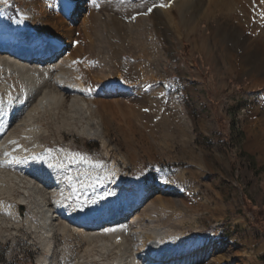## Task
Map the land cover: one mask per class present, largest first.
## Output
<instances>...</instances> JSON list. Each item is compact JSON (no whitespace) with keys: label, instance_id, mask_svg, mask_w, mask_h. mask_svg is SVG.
Masks as SVG:
<instances>
[{"label":"rangeland","instance_id":"obj_1","mask_svg":"<svg viewBox=\"0 0 264 264\" xmlns=\"http://www.w3.org/2000/svg\"><path fill=\"white\" fill-rule=\"evenodd\" d=\"M36 1L40 12H52L49 0ZM168 1L158 2L162 5ZM101 2L103 0H82L79 3L81 7L85 3L92 6L88 23L81 22L82 10L77 14L76 27L80 29L86 24L78 32L81 47L88 43L91 45L90 49L85 48L82 60L78 61L82 80L89 92L96 89L102 92L98 99L121 103L124 98L123 93H116L118 87L125 89L134 85L141 88L140 92H149V102L132 105L130 110L118 107L114 114L102 112L108 127V131H104L105 146L99 139L80 134V117L78 119L75 114L46 113L40 117L34 115L38 117L32 121L45 130L44 134L26 139L22 132H18L16 142L8 146L7 152L22 159L54 154L65 175L68 174V203L80 213L87 208L97 210L107 200L105 197L109 199L112 196L113 193L107 191L94 192L95 188L111 182V177L115 182L117 179L137 178L145 185L155 182L172 184L174 191L171 195L157 192L147 198L158 207L156 215L162 226L168 219L181 228L183 222L184 239L195 235L212 238L218 243L213 247H218L213 264H264V156L261 155L264 151V72L256 82L241 75L233 64H228V55L235 50H228L233 44L225 42V36L228 35V22L234 23L233 20H228V12L225 16L222 9L210 3L201 11L195 10L194 1L192 5L195 7H192L195 9L191 10L187 5V8L182 6V0L169 9L162 7L160 12H164L166 26H150V36L160 44L161 52L152 61L147 56L144 69L153 71L156 76L151 79L149 76L153 74H149L147 78L129 81L124 68L127 63L140 61L141 50L127 40L120 48L116 27L103 16ZM5 4V8L14 14L12 18L23 25L20 15L23 11H31L29 0H7ZM95 18L99 23H93ZM141 18L145 20L142 14L131 19L133 26L138 22V32H143L145 26ZM219 23L224 28H219ZM192 28L194 32L189 30ZM32 29H40L37 22L33 23ZM54 43L47 42L48 45ZM113 43L116 49L112 47ZM66 46L64 44L63 47ZM54 51L56 54L52 60L58 58V52ZM237 51L240 53L238 47ZM44 52L48 53L47 50ZM95 72L105 79H95ZM2 80L12 87L9 98L2 93ZM106 88L112 89V93L108 94ZM22 92L23 84L19 80L0 76V110L6 104L17 103ZM138 98L140 96L136 95V101ZM178 120L188 129V137L178 133ZM58 151L64 154L56 156ZM13 161L11 158L10 163ZM86 162L97 168L87 181L86 175L91 170L85 172L82 168ZM4 183L5 192H9L11 184ZM13 194L15 198L12 200L0 197L3 203L0 212L5 214L1 213V218L6 223L2 229L7 235L0 239V264H38L39 258L46 254L39 241L40 234L27 230L23 225L26 214L33 216L34 211L25 206L14 210L15 199L20 192L13 189ZM161 198L164 202L176 198L180 207L173 208L167 204L161 211L158 205ZM142 209L139 207L135 212L141 213ZM132 211L134 209L124 211L126 218L123 221H130ZM16 219H20L18 229L14 227ZM135 224L133 221L130 227L121 229L123 236L130 234L136 240L135 249L131 250L134 257L143 258L158 241L163 245H174V239L180 238L166 233L160 236L152 234L142 227L136 228ZM137 230H141L143 235ZM144 231L145 234L150 233L149 236ZM114 242L111 243L114 253L104 252L88 247L72 231L65 237L56 233L53 253L58 264H114L124 253L123 245L131 244L126 238H121L116 244ZM180 261L183 264L185 258Z\"/></svg>","mask_w":264,"mask_h":264},{"label":"bare ground","instance_id":"obj_2","mask_svg":"<svg viewBox=\"0 0 264 264\" xmlns=\"http://www.w3.org/2000/svg\"><path fill=\"white\" fill-rule=\"evenodd\" d=\"M81 1L82 0H49L50 10L52 12H40L38 10L37 1L29 0V4L32 5L31 11H29V13L23 11V15H20L23 25H20L17 20L15 21L16 18L10 20L12 18L6 17V2L0 0V47L2 49L7 47V49L12 50L33 52L44 46H48L47 49L42 50V53H38V55L42 57L45 50H47V52L50 50H56L58 52L57 59L48 60L40 66H30L25 62L12 59L7 54H4L5 52L0 53V76L15 78L23 84V92L18 102L11 105L6 104L0 110V197L4 196L12 200L15 198L13 197V189H16L20 192V195L15 199L16 205L14 210L18 206H25L34 211L33 216L26 214L23 225L27 230H31L35 234H40L39 241L46 254L39 258L38 264H58L53 253L54 236L56 233H59L65 237L70 235L71 231L78 234L88 247L92 246V248L94 247L104 252H113L111 243L115 241L114 243L116 244L121 238H126V241H129L131 244L129 245L123 242L125 243L123 245L124 253L119 256L114 264H182L180 259L183 258H185L183 264H213L215 252L218 250V247H213L214 245H218V243H215L212 238L206 237L205 235L187 236V239H184L183 222L181 228L168 219L166 223H164L166 225L162 226V224L159 223L160 218L158 219L156 215L158 207L147 200L151 194L157 192L162 195H171L174 191V187L171 186L172 184L155 182L145 185L143 181L137 178L129 180L117 179L118 181L115 182L114 177H111V182H106L101 188L97 187L95 191L94 189L93 191L95 193H106L107 191L111 194L113 193L112 196H110L109 199L105 197L107 200H104L103 204L99 205L98 203L97 206L99 205L100 208L97 207V210H95L96 208H94L95 211H93V209L91 210V208H87L83 211L84 213H80L74 208V205L68 203L67 195L69 193L67 192V180L69 178L66 176L68 174L65 175L63 168L56 162L54 154H44V156L41 157H28L22 159L21 156L11 155L7 152L8 146L16 142L15 137L18 132H22L23 135L27 137L26 139L32 135L38 136L39 134H44L45 130L33 124L32 121L34 117L37 118L46 113H60L61 115L75 114L78 119L80 117V134L99 139L105 146L107 140L104 131L107 132L108 127L102 116V112H105V114H114L116 113L115 109L118 107H123V110H130L133 109L132 105L145 104L148 101L149 92H145L146 90L142 92L141 90V93V88L134 86L132 82L131 84L133 86L128 85L125 89H122V86L118 87V92L116 93H123L124 98V101L121 103H119V101L114 103L111 99H98V96L102 94L98 89L89 92L82 80L78 61L80 58L82 60V53L85 48L87 47L90 49L91 45L88 43L86 47H81L82 42L79 39L80 33L78 32L80 29H83L82 27L86 24L81 25L80 29H78V27H76V22L77 14L82 10L81 22L83 24L85 22L88 23L90 14H92V6L91 4L85 3L84 6L81 7L79 6ZM158 1L159 0H103V2L100 3L103 16L116 27V35H118L117 37L120 38L121 42L120 48L122 42L127 40L129 43H133L134 47L141 50L138 57L140 61L136 63H127L126 68H124L126 78L129 79V81H138L142 78H147L149 74H153L149 76L151 79L156 76L153 71L150 72L144 69L147 63L146 57L148 56L150 61H152L158 58L161 52L160 44L156 43L153 40L154 37L152 38L150 36L151 25L166 26V22L163 19L164 15L162 14L164 12H160L162 7H159L160 3ZM179 1L169 0L166 2L168 5L166 8L169 9L173 7ZM182 1H184L182 6H189L190 10L196 8V11H201L207 3H210L213 7L222 9L224 15L228 12V20L232 19L234 23L228 22V35L225 36V42L233 44L232 47H228V50H235L233 54L228 55V64L230 66L233 64L235 66L234 69L236 70L237 68L241 75H246L248 78L258 82L259 75H262V72H264V0H193L194 3L196 2V7L192 5V0ZM153 4H156L157 7L154 8L151 14L143 15L145 20H143V18L141 19L145 21L143 22L145 24L144 30L143 32H138V22L133 26L134 23L131 21L132 17H136L137 13L146 11L147 8L151 7ZM206 6L209 7L208 4ZM252 8L255 9L252 10ZM92 18H94L93 15ZM31 19H33V21ZM92 21L93 23H99V20L96 18ZM126 21L128 24H126ZM34 22H37L39 25V30L32 29ZM190 24L191 23H189V25ZM219 26V28H224L222 24ZM189 30L192 32L195 31L194 28ZM97 32L98 28L95 29L94 33L96 34ZM218 36L221 35L219 34ZM91 40L92 39H90V41ZM48 41L55 43L48 45ZM94 42L93 44H95ZM64 44L67 45L65 48L63 47ZM71 45H73L72 48H70ZM11 47H14V49ZM112 47L115 48L116 44L113 43ZM236 47L239 48L240 53L238 51L236 53ZM146 51L148 53H146ZM119 67L122 68V65L119 64ZM94 77L98 80L101 79V81L103 78L105 79V77L99 75L97 72H95ZM2 82V93L9 98L11 96L12 87L7 84L5 80H2ZM260 82L262 83L263 81ZM106 89L108 94L112 93V89ZM136 95L140 96L137 101L135 99ZM34 115L38 116L36 117ZM129 126L128 130L131 129L132 124ZM176 127L181 136L188 137V129L181 120L177 121ZM5 153H8V155L6 156ZM55 154L56 156H62L64 153L58 151ZM261 155L264 156L263 150ZM11 158L14 160L12 164L10 163ZM88 163L89 162H86L82 166L85 172H87L88 169L91 170L89 172L90 174L86 175V181L87 178L97 170V168H93L91 165L89 166ZM5 181L9 183V185L11 184V190L9 192H5L3 187ZM86 184L88 183L86 182ZM81 191L79 192L81 193ZM77 193L78 190L76 194ZM95 196H97V194ZM71 197L74 198L72 195ZM175 199L165 200V202L163 198L158 199L160 210H165L167 204L173 208H177V206L180 207L179 202ZM84 201L86 200L84 199ZM78 203L80 204V199ZM0 206H3L1 201ZM139 207L143 208L141 213L135 212ZM133 209L134 212L132 211L133 216L130 218V221H123L125 219L124 211L128 212ZM1 213L2 212H0V239H4L7 235L2 227L6 223L4 219L1 218ZM19 221L20 219L14 221V227L16 229L21 226ZM84 221L85 224H81V222ZM133 221L136 223V228L142 227L152 234L157 233L160 236L166 233V235L171 234L174 235L173 237L175 238H180L174 239V245H163L162 242L160 243L157 240L158 244L155 242L156 244H153L151 247L152 249L145 255L148 258H144L145 256H143V258L134 257L135 253L133 254L131 250L133 249L134 251L135 248L133 247L136 246V240L133 239L130 234L125 236L121 234V229L124 227L127 229L129 224ZM76 222L80 223V225H77ZM137 231L140 232L141 230ZM147 234L148 233L145 235ZM117 244L119 245V243ZM121 245L120 243V246Z\"/></svg>","mask_w":264,"mask_h":264},{"label":"snow or ice","instance_id":"obj_3","mask_svg":"<svg viewBox=\"0 0 264 264\" xmlns=\"http://www.w3.org/2000/svg\"><path fill=\"white\" fill-rule=\"evenodd\" d=\"M5 2H7V0H5ZM168 5L166 4H162V5H159V7H167ZM157 5L156 4H153L151 7H148L146 11L142 12V13H137V15H148V14H151L152 11L154 10V8H156ZM132 19H135V16L132 17ZM145 111H147V109H145ZM5 155L7 156L8 153H5Z\"/></svg>","mask_w":264,"mask_h":264}]
</instances>
